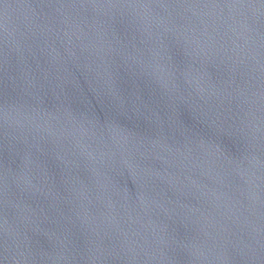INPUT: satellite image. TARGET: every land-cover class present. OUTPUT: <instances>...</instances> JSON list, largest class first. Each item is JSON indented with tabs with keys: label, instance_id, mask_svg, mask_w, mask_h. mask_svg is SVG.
<instances>
[{
	"label": "water",
	"instance_id": "1",
	"mask_svg": "<svg viewBox=\"0 0 264 264\" xmlns=\"http://www.w3.org/2000/svg\"><path fill=\"white\" fill-rule=\"evenodd\" d=\"M0 264H264V0H0Z\"/></svg>",
	"mask_w": 264,
	"mask_h": 264
}]
</instances>
